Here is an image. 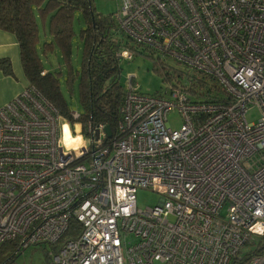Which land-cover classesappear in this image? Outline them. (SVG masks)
Returning <instances> with one entry per match:
<instances>
[{"label": "built area", "instance_id": "built-area-1", "mask_svg": "<svg viewBox=\"0 0 264 264\" xmlns=\"http://www.w3.org/2000/svg\"><path fill=\"white\" fill-rule=\"evenodd\" d=\"M112 18L195 76L172 69L156 94L130 76L110 136L76 110L63 118L31 85L1 106L0 246H58L54 264H230L264 237L250 231L264 225V0H121ZM65 120L86 134L81 154L58 145ZM138 188L163 197L140 209ZM71 220L79 231L64 239Z\"/></svg>", "mask_w": 264, "mask_h": 264}, {"label": "trees", "instance_id": "trees-1", "mask_svg": "<svg viewBox=\"0 0 264 264\" xmlns=\"http://www.w3.org/2000/svg\"><path fill=\"white\" fill-rule=\"evenodd\" d=\"M77 13L81 59L76 67L71 55L76 36L73 23ZM39 24L47 26L49 35L48 40L41 44ZM0 29L14 34L29 85L63 118L69 119V109L61 90L62 78L69 95L72 97L77 93L81 108L79 122L83 126L104 123L114 130L120 119L119 108L125 93V88L119 83L117 53L132 41L118 29L112 14L97 12L92 0H0ZM133 44L129 50L137 52L138 48L144 49ZM55 49L60 53L63 70L46 71L41 56ZM0 69L4 74L12 73L8 58H0ZM165 70L164 66L158 68L159 73L166 76L168 72ZM42 71L44 74H41ZM79 228V223L71 220L64 239L74 237ZM250 244L248 241L244 246ZM242 248L230 264H248L264 251V237H259L250 250L243 252ZM15 250L10 243L1 245L0 264L10 262L18 252Z\"/></svg>", "mask_w": 264, "mask_h": 264}, {"label": "rangeland", "instance_id": "rangeland-1", "mask_svg": "<svg viewBox=\"0 0 264 264\" xmlns=\"http://www.w3.org/2000/svg\"><path fill=\"white\" fill-rule=\"evenodd\" d=\"M121 0H92V5L95 10L101 14H113L120 6ZM79 14H76L74 19L73 27L76 32V36L73 39L72 47V63L74 66H79L81 59V44L78 41L77 33L79 30ZM39 38L40 44L43 41L48 40V29L47 26L43 27L39 24ZM134 45L132 42L127 47H122L129 51L131 57L127 58L125 56L119 57L118 64L120 67V77L119 83L123 88L128 86V79L130 76L133 77V85L137 91L147 94H156L160 91H163L167 85L174 84L177 75L172 71V69L182 70L185 68L177 63L175 60L169 58L166 55L161 53H151L145 49L138 48L137 52L129 50L130 46ZM42 63L45 69L48 70H63L62 59L60 53L57 49L53 52L48 53L47 55H42ZM161 66L165 67V72H168V75L159 73L158 68ZM187 75L190 74L193 77L195 74L184 71ZM181 84L189 85L187 82V76H179ZM193 89H200L201 86L198 85L197 81H193ZM61 90L64 95V98L67 101L69 112L71 110H76L81 112V108L78 102L77 93L71 97L67 92L65 87L64 79H61ZM201 90L204 92L207 90L205 87H201ZM201 96L194 97V100H198ZM260 112L256 106L251 107L246 112V119L249 122L256 121L259 118ZM168 123L172 129H178L182 123L180 114L176 109H173L169 112ZM62 123L59 122V129ZM70 131L72 136L74 135L75 125L70 123ZM84 138L86 134L83 133ZM136 205L138 208L143 209L145 207H153L156 205L161 198L163 197L158 192L152 190L151 188H138L135 194ZM257 236L251 237V244L246 245L242 248L243 252H246L255 246L258 242ZM13 247V246H12ZM58 246H53L49 244H40V245H30L26 248L19 250L16 255L11 259L10 262L6 264H54L52 260L53 253L56 252Z\"/></svg>", "mask_w": 264, "mask_h": 264}, {"label": "crops", "instance_id": "crops-1", "mask_svg": "<svg viewBox=\"0 0 264 264\" xmlns=\"http://www.w3.org/2000/svg\"><path fill=\"white\" fill-rule=\"evenodd\" d=\"M0 58L9 59L12 71L11 74H4L0 69L1 107L29 85L21 66L18 42L14 34L3 29H0Z\"/></svg>", "mask_w": 264, "mask_h": 264}, {"label": "clouds", "instance_id": "clouds-1", "mask_svg": "<svg viewBox=\"0 0 264 264\" xmlns=\"http://www.w3.org/2000/svg\"><path fill=\"white\" fill-rule=\"evenodd\" d=\"M123 55L127 56L128 54L125 52ZM75 130L77 135L73 137L70 131V125L66 120L60 125L61 134L60 138L58 139V145L64 149L65 153L75 151L77 154H81L79 150L81 148L88 147V141L83 135L80 134L81 125L76 124ZM262 214L264 213H262L260 210H257L255 213L256 216H260ZM250 231L259 235H264V225H261L260 223L254 224L250 227Z\"/></svg>", "mask_w": 264, "mask_h": 264}, {"label": "water", "instance_id": "water-1", "mask_svg": "<svg viewBox=\"0 0 264 264\" xmlns=\"http://www.w3.org/2000/svg\"><path fill=\"white\" fill-rule=\"evenodd\" d=\"M105 131H106V134H107L108 136H110V134H111V128H110L109 125H106V126H105Z\"/></svg>", "mask_w": 264, "mask_h": 264}]
</instances>
